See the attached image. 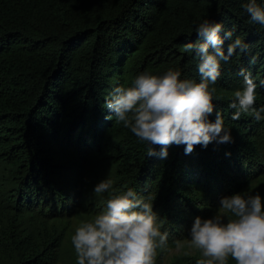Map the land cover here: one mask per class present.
<instances>
[{"label": "trees", "instance_id": "16d2710c", "mask_svg": "<svg viewBox=\"0 0 264 264\" xmlns=\"http://www.w3.org/2000/svg\"><path fill=\"white\" fill-rule=\"evenodd\" d=\"M248 0H0V264H57L63 241L57 223L75 205L101 212L110 193L132 188L151 197L168 245L188 237L196 217L223 195L264 174V119L229 108L244 86L243 68L264 107V26L251 21ZM264 8V0H257ZM204 20L233 31L237 49L214 87L213 104L232 142L171 146L148 156L140 141L103 108L118 86L142 73L179 70L200 82L199 59L183 51ZM223 48L227 54L228 44ZM113 115L112 120L106 119ZM264 116V113L261 114ZM215 120V112L209 117ZM105 169L112 188L97 195L89 170ZM192 222V223H191ZM229 264H235L230 261Z\"/></svg>", "mask_w": 264, "mask_h": 264}, {"label": "clouds", "instance_id": "9594fccd", "mask_svg": "<svg viewBox=\"0 0 264 264\" xmlns=\"http://www.w3.org/2000/svg\"><path fill=\"white\" fill-rule=\"evenodd\" d=\"M252 22L264 26V8L257 0L244 5ZM198 40L187 43L185 52H195L199 59L200 82L181 80L179 70L168 69L163 75L140 74L132 86H118L105 98L103 108L113 113L140 141L150 147L148 156L166 159L169 147L185 146L184 154L193 153L196 146L232 142L231 132L225 131L224 119L213 104L214 87L221 75V61L228 62L237 49L247 45L239 37L232 40L233 31L220 33L222 25L204 20L195 29ZM228 44L227 54L223 48ZM244 86L233 93L229 108L232 120L251 111L254 119H264V107L255 109L258 85L251 73L241 69ZM264 86V81L260 82ZM215 112V120L209 119ZM113 115L106 117L112 120ZM113 181L104 179L94 187L97 195L109 191ZM104 209L74 229L71 244L76 264H156L158 249L167 248L168 233L161 232L158 215L153 211L151 197L138 196L136 191L116 190L110 193ZM217 214L211 218L196 217L189 231L188 244L199 250L197 264H264V198L234 193L221 197ZM227 217V218H225ZM177 247L182 241L175 242Z\"/></svg>", "mask_w": 264, "mask_h": 264}, {"label": "rangeland", "instance_id": "374dc122", "mask_svg": "<svg viewBox=\"0 0 264 264\" xmlns=\"http://www.w3.org/2000/svg\"><path fill=\"white\" fill-rule=\"evenodd\" d=\"M95 163L96 162L92 163L93 167L89 170L90 174L87 179V184H92V187H89L91 192H93L94 187L100 181L106 179L107 177L106 170L97 166ZM241 187L242 190H239L237 193L251 195L259 193L262 198H264V174L245 182ZM230 195L232 194H228L227 196ZM222 197H224V195ZM219 200L220 198H216L213 200L211 206H206L207 210L205 211V216L202 217L203 219L211 218L213 215L217 214L219 209ZM80 204L78 203V205H75V213L69 216V218L62 219L59 223H57V228L63 235L60 258L57 264H76V255L71 244V236L74 234L75 227H77L81 222L90 220L95 215L94 212L85 209V207ZM189 239L190 237L188 235L179 247L175 244L168 245L165 249H158L156 264H197V260L201 259L202 256L199 250L188 244ZM2 262V264H7L5 256L2 257Z\"/></svg>", "mask_w": 264, "mask_h": 264}]
</instances>
